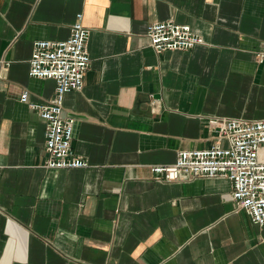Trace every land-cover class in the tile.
<instances>
[{
    "label": "crops",
    "instance_id": "crops-1",
    "mask_svg": "<svg viewBox=\"0 0 264 264\" xmlns=\"http://www.w3.org/2000/svg\"><path fill=\"white\" fill-rule=\"evenodd\" d=\"M79 13L91 64L62 110L89 165L50 168L21 95H54L29 74L33 43L66 39ZM168 19L204 43L157 52L147 28ZM212 117H264V0H0V264H264V225L229 178L152 176L213 145Z\"/></svg>",
    "mask_w": 264,
    "mask_h": 264
},
{
    "label": "built area",
    "instance_id": "built-area-1",
    "mask_svg": "<svg viewBox=\"0 0 264 264\" xmlns=\"http://www.w3.org/2000/svg\"><path fill=\"white\" fill-rule=\"evenodd\" d=\"M157 52L191 49L204 43V37L191 24L172 19L155 21L146 31ZM90 29L77 15L69 37L61 40L38 39L29 59L31 76L55 80L54 95L46 101L30 99L25 89L21 101L37 111L45 122L46 167L76 168L89 165L72 148L75 117L63 114L66 93L84 86L91 64L87 48ZM210 127L216 131L215 142L204 149H182L172 163L152 164L157 181H185L197 177H227L232 181V198L251 220L264 225V117H212Z\"/></svg>",
    "mask_w": 264,
    "mask_h": 264
}]
</instances>
